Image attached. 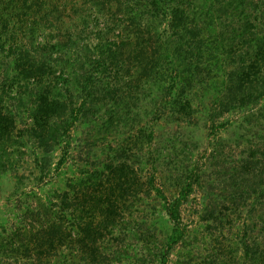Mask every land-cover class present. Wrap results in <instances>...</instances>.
I'll return each mask as SVG.
<instances>
[{"label":"rangeland","instance_id":"obj_1","mask_svg":"<svg viewBox=\"0 0 264 264\" xmlns=\"http://www.w3.org/2000/svg\"><path fill=\"white\" fill-rule=\"evenodd\" d=\"M183 1L187 26L168 35V20H152L164 38L147 49L121 44L138 19L116 17L124 66L97 84L44 172L27 137L32 84L8 76L16 124L0 147V239L22 247L25 223L37 215L38 227L52 196L70 234L46 264H264V95L234 104L225 88L242 48L264 40V0Z\"/></svg>","mask_w":264,"mask_h":264},{"label":"trees","instance_id":"obj_2","mask_svg":"<svg viewBox=\"0 0 264 264\" xmlns=\"http://www.w3.org/2000/svg\"><path fill=\"white\" fill-rule=\"evenodd\" d=\"M183 2V0H0V56L7 50L2 59L5 61L8 58L7 62L0 61V81L3 76L5 80V83L3 80V84H0V147L8 145L12 137V128L16 124L14 112L3 103L4 94L9 95L15 88L14 80L10 78L9 83L8 76L12 75L22 80L25 87L32 84L33 99L30 103L27 137L36 144V166L40 172H44L46 167H50V157L60 140L68 134L79 118L80 108L86 104L88 98L92 99L95 96L97 84L104 77H107L105 79L108 83L110 82L108 78L116 79L115 75H107L109 70L124 66L121 44L126 41L128 45H140L147 49L152 45V41L156 42V37L160 40L164 38L163 35L159 37V34L150 30L149 25L153 23L151 21L157 18L168 20L167 24L170 26L168 35L172 31L176 34L188 23L189 13ZM124 10L130 17L138 19V22L135 30L131 29V33L135 34L127 33L126 38L121 36V44H118L116 30L121 25L116 17ZM23 24L27 27V32L21 35L14 26L20 27ZM52 29L56 34L47 33V30L51 32ZM93 31L97 38L95 46L88 41H81L82 34L87 36ZM163 42L164 40L161 43ZM55 52L58 54L57 60H53L52 57ZM165 52L170 50L167 49ZM153 59L158 61L159 58L154 56ZM11 61L13 66L10 71L7 67ZM56 62L59 63L57 67ZM236 62L240 75L227 79L228 83L225 86L226 92L233 95V102L239 99L234 104L243 102L246 97L256 95L258 98L264 95V40L259 37L253 38L245 48H242ZM158 65L156 63L152 66V70ZM108 83L105 90L110 92L112 87ZM178 201L167 207L168 214L173 219L179 216ZM62 202L66 203L65 197L62 198ZM41 204L46 212L43 217L37 218L38 227L33 224L37 215L31 217L32 223H25L23 229L25 240H22V247L17 239L9 242L0 239V254L5 252L10 255L11 260L0 261V264H34L35 260L46 264L50 260L49 251L68 242L66 241L70 234L68 225L62 220V216L56 215L63 210L60 202L58 204L52 196H48Z\"/></svg>","mask_w":264,"mask_h":264}]
</instances>
